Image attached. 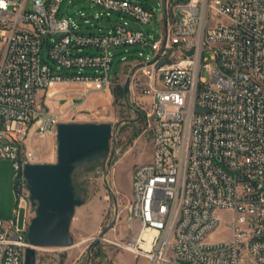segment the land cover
I'll return each instance as SVG.
<instances>
[{
    "label": "built area",
    "instance_id": "built-area-1",
    "mask_svg": "<svg viewBox=\"0 0 264 264\" xmlns=\"http://www.w3.org/2000/svg\"><path fill=\"white\" fill-rule=\"evenodd\" d=\"M64 1L0 0V160L13 161L16 207L27 211L23 227L19 212L0 219V264H25L30 247L24 169L42 164L32 141L57 132L63 115L49 91L108 92L113 50L129 46L139 55L130 91L152 105L153 153L133 172L134 234L113 244L149 264H264V0H163L158 39L125 21L151 24L141 3L85 0L99 11L80 12L82 26L58 18ZM91 19L108 31L85 33ZM222 226L231 238L212 241Z\"/></svg>",
    "mask_w": 264,
    "mask_h": 264
},
{
    "label": "rangeland",
    "instance_id": "rangeland-1",
    "mask_svg": "<svg viewBox=\"0 0 264 264\" xmlns=\"http://www.w3.org/2000/svg\"><path fill=\"white\" fill-rule=\"evenodd\" d=\"M131 1L149 8L154 13V19L148 26L136 24L130 18L125 21L135 28L150 31L158 39L161 25L157 20L163 13V0ZM97 11L99 8L92 2L65 0L58 18H72L84 26V20L79 19L80 12L93 14ZM111 19L120 20V17L113 15ZM91 23L93 26L85 29V33L108 31L106 22L91 19ZM89 52L94 53V50ZM113 53L115 57L110 75L114 82L111 89L100 93V102L88 110L76 115L62 112L61 116V123H111L113 135L108 160L104 164L84 167L75 174V185L83 194L85 204L77 209L73 220L71 234L74 245L67 249H38L37 264H144L141 257L132 255L113 242L124 243L134 234L129 226L127 206L132 198L135 167L149 162L152 158L153 127L147 116L152 105L136 88L128 94L125 93V84L131 73L128 64L137 63L139 58L135 47L116 48ZM43 57L52 64L46 48L43 49ZM203 76L209 77L206 71H203ZM65 88L69 89L70 86ZM32 142L41 151L39 163L57 161V132L46 137L36 136ZM16 175L12 160H0V219L6 223L19 212L18 225L23 227L27 211H19L16 207ZM220 215L225 221L231 218L225 212ZM28 216L32 220L35 210L31 208ZM230 238L231 231L222 226L210 239L220 241Z\"/></svg>",
    "mask_w": 264,
    "mask_h": 264
},
{
    "label": "water",
    "instance_id": "water-1",
    "mask_svg": "<svg viewBox=\"0 0 264 264\" xmlns=\"http://www.w3.org/2000/svg\"><path fill=\"white\" fill-rule=\"evenodd\" d=\"M130 85L131 76L125 84L126 94ZM112 135L111 123H60L57 161L25 166L26 185L35 210L28 227L30 247L26 250L25 264H37L40 248L67 249L74 245L73 220L77 209L85 204L83 194L75 185V174L84 167L104 164L108 160Z\"/></svg>",
    "mask_w": 264,
    "mask_h": 264
},
{
    "label": "crops",
    "instance_id": "crops-1",
    "mask_svg": "<svg viewBox=\"0 0 264 264\" xmlns=\"http://www.w3.org/2000/svg\"><path fill=\"white\" fill-rule=\"evenodd\" d=\"M69 89L58 86L50 90V97L46 100L47 105L55 112H68L69 114L71 113L72 115H76L81 111L88 110L89 107L97 105V103L101 100L100 93H91L87 98H85L78 92L80 89L79 86H70ZM45 95L46 91L41 90L38 92V97L42 102L45 101ZM141 258L143 259L144 264H149L147 259L143 257Z\"/></svg>",
    "mask_w": 264,
    "mask_h": 264
}]
</instances>
